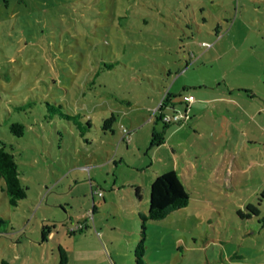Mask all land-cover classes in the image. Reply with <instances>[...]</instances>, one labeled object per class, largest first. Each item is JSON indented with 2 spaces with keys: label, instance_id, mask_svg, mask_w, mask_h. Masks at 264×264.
<instances>
[{
  "label": "rangeland",
  "instance_id": "374dc122",
  "mask_svg": "<svg viewBox=\"0 0 264 264\" xmlns=\"http://www.w3.org/2000/svg\"><path fill=\"white\" fill-rule=\"evenodd\" d=\"M168 89L177 109L231 97L212 102L242 119L232 185L201 142L194 176L177 175L188 203L142 221ZM263 126L264 0H0V143L26 188L12 205L0 178V264H59V247L64 264H136L142 236L144 264H264Z\"/></svg>",
  "mask_w": 264,
  "mask_h": 264
},
{
  "label": "crops",
  "instance_id": "0c3cea01",
  "mask_svg": "<svg viewBox=\"0 0 264 264\" xmlns=\"http://www.w3.org/2000/svg\"><path fill=\"white\" fill-rule=\"evenodd\" d=\"M168 91L170 92L169 89ZM171 93L176 92L171 91ZM199 98L200 99L194 98L190 103V118L187 122L183 124H163V127H167L166 130H161L163 135H159V131H156L154 128L151 129V134L155 132L162 141L152 145L153 154H159L157 155V159L160 160V162L158 161V169L156 173H154V176L150 177L149 183L157 174L165 170H173L176 176L180 174L185 182L186 174H188L189 178L194 176V170L199 166L200 154L204 152V148H201L199 145L201 142L203 146L205 144L206 147V152L208 154L204 156L206 157V163H208L206 169H209L208 171L211 176L212 173L218 175V177L221 176L220 172L225 170V166L227 167V157L228 155L231 157V154L228 153L226 148V141L229 139L227 138L228 128H230L232 124L242 125V119H235V114L229 111L228 108L220 110V105L212 102L213 99H217L226 103H233L231 97L216 94L211 100L208 99L209 101H207L205 96L199 95ZM171 103L167 101V106L169 108H172L174 105ZM225 114L227 116H225ZM232 119L235 120L232 122ZM241 133H245V136H249L248 134H250L248 129L241 131ZM134 135L135 134L131 136L128 135L126 142L134 138ZM125 136L126 135H123L121 139L126 138ZM181 145H185L184 149H190L193 154L192 157L176 154L177 148ZM233 173L234 171L230 169L229 177H232ZM215 183L222 186L232 185L228 178L220 177ZM136 188L138 189L137 196L139 197L138 186L134 187V193L136 194Z\"/></svg>",
  "mask_w": 264,
  "mask_h": 264
},
{
  "label": "trees",
  "instance_id": "16d2710c",
  "mask_svg": "<svg viewBox=\"0 0 264 264\" xmlns=\"http://www.w3.org/2000/svg\"><path fill=\"white\" fill-rule=\"evenodd\" d=\"M179 93H170L166 91L164 101H170V97L175 98ZM113 118L110 117L104 120V123L109 122ZM166 124V123H165ZM10 130L16 135L22 133L23 125L18 122L10 124ZM111 124H103V128H110ZM155 132H152L150 145L161 142ZM0 178L3 180V190L8 196V200L12 205H16L18 199L23 198L26 194L25 186L22 185L17 168V162L11 151L7 150L3 143H0ZM136 195L138 189L136 188ZM189 200V193L184 188L173 170H165L157 174L149 183L148 206L146 213H140L142 221L146 219H159L164 217L169 211L185 206ZM4 220L0 219V223ZM141 233L144 235V226L141 225ZM142 236L136 245L135 262L136 264H144L141 258L143 253ZM59 264H64L66 255L64 250L59 247Z\"/></svg>",
  "mask_w": 264,
  "mask_h": 264
},
{
  "label": "built area",
  "instance_id": "2783aa9c",
  "mask_svg": "<svg viewBox=\"0 0 264 264\" xmlns=\"http://www.w3.org/2000/svg\"><path fill=\"white\" fill-rule=\"evenodd\" d=\"M166 96V93L162 96L161 99H159L156 106L153 108L152 112H156L159 110V117L163 121V123L166 124H183L188 121L190 118V112H189V106L190 103L194 100V97L192 94H187L183 97V107L181 109L174 108L172 106V110L170 113H166L161 111L162 107L167 106V101H164V98ZM123 134L127 132V129L122 127Z\"/></svg>",
  "mask_w": 264,
  "mask_h": 264
}]
</instances>
